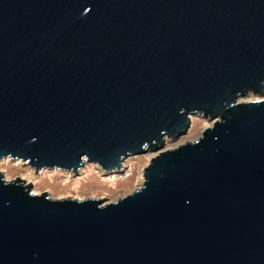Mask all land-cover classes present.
Instances as JSON below:
<instances>
[{"label":"water","instance_id":"95a60500","mask_svg":"<svg viewBox=\"0 0 264 264\" xmlns=\"http://www.w3.org/2000/svg\"><path fill=\"white\" fill-rule=\"evenodd\" d=\"M264 0H0V160L118 170L114 202L0 171V264H264ZM214 120L164 149L189 116Z\"/></svg>","mask_w":264,"mask_h":264},{"label":"rangeland","instance_id":"374dc122","mask_svg":"<svg viewBox=\"0 0 264 264\" xmlns=\"http://www.w3.org/2000/svg\"><path fill=\"white\" fill-rule=\"evenodd\" d=\"M264 99V94H248L240 100ZM188 130L176 137L165 140L164 149L174 148L187 141H195L201 135L208 123L214 120L202 112H195L189 116ZM156 152L134 154L127 157L118 170L106 172L99 165L85 163L79 172L61 169H41L34 171L29 163L22 160L5 158L0 160V171L7 180L17 176L27 178L30 182V192L37 195L45 192L52 199L71 197L73 199L102 198V204L114 202L141 187L144 182L143 169L149 165ZM26 183V184H27Z\"/></svg>","mask_w":264,"mask_h":264},{"label":"bare ground","instance_id":"6f19581e","mask_svg":"<svg viewBox=\"0 0 264 264\" xmlns=\"http://www.w3.org/2000/svg\"><path fill=\"white\" fill-rule=\"evenodd\" d=\"M204 126L208 127V123H206ZM22 181L24 182V184L27 183V178L25 177H21ZM32 194H35V193H32Z\"/></svg>","mask_w":264,"mask_h":264}]
</instances>
